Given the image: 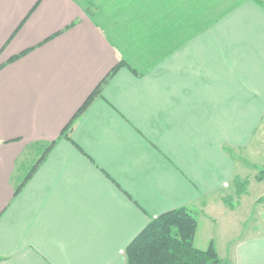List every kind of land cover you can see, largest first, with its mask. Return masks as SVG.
<instances>
[{
	"label": "crops",
	"instance_id": "1",
	"mask_svg": "<svg viewBox=\"0 0 264 264\" xmlns=\"http://www.w3.org/2000/svg\"><path fill=\"white\" fill-rule=\"evenodd\" d=\"M263 123L252 0H0V264H126L150 221L179 209L220 264H264V231L222 226Z\"/></svg>",
	"mask_w": 264,
	"mask_h": 264
},
{
	"label": "trees",
	"instance_id": "2",
	"mask_svg": "<svg viewBox=\"0 0 264 264\" xmlns=\"http://www.w3.org/2000/svg\"><path fill=\"white\" fill-rule=\"evenodd\" d=\"M264 7V0H252ZM28 52L15 57L14 62L24 57ZM126 66L120 63L98 85L87 102L77 112L74 119L63 130L61 138L70 140V131L74 122L88 109L90 104L102 92L104 86ZM56 142L43 146L41 157L37 158L27 170V175L16 189L18 194L24 185L32 178L38 167L46 159ZM39 145L34 146V150ZM38 149V148H37ZM263 180L262 178H258ZM198 230L197 219L187 210L179 209L152 219L144 231L125 250L126 264H220L221 260L216 248L210 245L206 250H199L195 246Z\"/></svg>",
	"mask_w": 264,
	"mask_h": 264
},
{
	"label": "rangeland",
	"instance_id": "3",
	"mask_svg": "<svg viewBox=\"0 0 264 264\" xmlns=\"http://www.w3.org/2000/svg\"><path fill=\"white\" fill-rule=\"evenodd\" d=\"M249 151L243 155L245 159L243 163L246 164V169L244 170L245 172L243 171L245 175L242 174L241 177H245V183L241 181L239 186L243 192L239 196L235 194L236 198L228 202L234 214L222 219V226H225V223H229L230 228L232 226L233 229L242 235L264 231V215L262 211H258V207L261 208L260 204L264 206V123L262 131L255 138ZM243 163L240 164L239 169L244 167ZM258 178L263 180L259 181L257 180ZM237 198L248 203L250 207L241 209L243 205L237 204ZM251 205L254 206L251 207Z\"/></svg>",
	"mask_w": 264,
	"mask_h": 264
}]
</instances>
